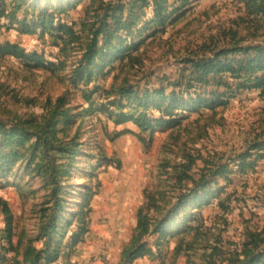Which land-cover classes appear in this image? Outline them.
<instances>
[{
  "label": "rangeland",
  "instance_id": "rangeland-1",
  "mask_svg": "<svg viewBox=\"0 0 264 264\" xmlns=\"http://www.w3.org/2000/svg\"><path fill=\"white\" fill-rule=\"evenodd\" d=\"M13 127L0 264H264V0H0Z\"/></svg>",
  "mask_w": 264,
  "mask_h": 264
},
{
  "label": "trees",
  "instance_id": "trees-1",
  "mask_svg": "<svg viewBox=\"0 0 264 264\" xmlns=\"http://www.w3.org/2000/svg\"><path fill=\"white\" fill-rule=\"evenodd\" d=\"M97 42H98V38L97 39L95 38L91 42V44H90V50H91V47L93 48V46H95V44H97ZM89 59H91V55L90 54H89L88 60ZM78 77H79L78 79H80V80H86V81L88 80V81H91L92 80V73L87 74V76H86V74L85 75H80L79 74ZM156 123H159V124H169V123H172V122L166 121V120H160L159 119V120L156 121ZM17 131H19V130L16 129L15 127L11 128L9 130H5V129L0 128V132L6 133L10 137L9 139L5 140L6 143L10 144L13 141H16L14 139L16 137H18L19 140L21 141L20 143L21 144H25V142L27 141V139L29 138V136L28 135H23V139L24 140H22V136L20 134H18ZM2 213L5 216V221H6L5 222L6 223V228H7L6 238H7V240H9V244L11 245V247H13L12 246L13 245L12 244V234H11L12 233L11 232L12 231V228H11L12 222L11 221L12 220H11V217H10V211H9V209L7 208V206L5 204H3ZM49 238L50 239H49V242H48L46 248L44 250H41V251L37 252L36 255L34 256V258L30 261V264H42V262H41L42 259L39 257V254L43 255V260L45 261V264H52V263L55 262V258L45 260L46 257L49 256L52 242L56 239L54 237V240H53V238L51 237V235L49 236ZM141 251H142V249L138 250L136 252V254L131 255V257L128 259V261L129 262H133L136 259L137 255ZM30 256H31L30 254L25 253V258L23 259V262L22 263L27 264L28 263V260L30 259ZM12 264H21V263L19 261H17V260H13Z\"/></svg>",
  "mask_w": 264,
  "mask_h": 264
}]
</instances>
